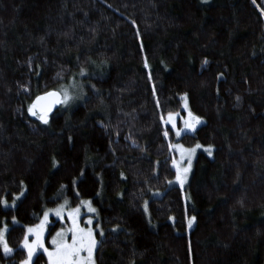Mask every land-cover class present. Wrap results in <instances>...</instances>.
Wrapping results in <instances>:
<instances>
[{
  "label": "trees",
  "instance_id": "1",
  "mask_svg": "<svg viewBox=\"0 0 264 264\" xmlns=\"http://www.w3.org/2000/svg\"><path fill=\"white\" fill-rule=\"evenodd\" d=\"M70 82L47 124L29 113ZM183 97L203 122L176 138ZM175 141L211 150L183 188ZM85 199L95 264H264V0H0V264Z\"/></svg>",
  "mask_w": 264,
  "mask_h": 264
},
{
  "label": "rangeland",
  "instance_id": "2",
  "mask_svg": "<svg viewBox=\"0 0 264 264\" xmlns=\"http://www.w3.org/2000/svg\"><path fill=\"white\" fill-rule=\"evenodd\" d=\"M67 90L68 95L70 97H72L75 93V86L73 82H70L69 84L62 86L60 88V93H62L63 91ZM63 98V97H62ZM71 100V99H70ZM63 105V104H62ZM186 105V107H185ZM190 112L189 108H188V103L185 97L182 98V104H181V111L178 112H171L172 114H178L175 115V124H176V128L173 129L172 128V124L168 123V118H169V114L166 115L165 117V122L171 126V128L174 131V135L175 132L177 130H183L185 128L184 125V121L189 119V115L188 113ZM194 116V115H193ZM38 117V115H37ZM196 117V116H195ZM201 123L203 122V120L200 118ZM201 123L196 124L194 129H189L187 131H182L181 135L184 133H191L193 132ZM180 135V136H181ZM179 136V137H180ZM176 138H179L175 135ZM175 145H182L184 150H189V149H193L195 148V152L191 154V165H190V169L187 172L185 178H184V183L183 185H181L179 182L176 181V174L174 176L173 179H171L169 181V186L170 185H175V186H179V187H184L186 186L191 170H192V165H193V161L194 158L197 154L198 151L202 150L205 152H209L206 151V149H209L207 147H199L197 148L196 146L199 145H195L192 147H186L184 146L181 142L179 141H175L171 144V150H172V161H171V165L174 168L175 172H176V166L178 165L180 167L181 170L185 169V168H189V164H188V153L187 151H185L184 153V158L183 160L181 159V151L177 150L174 146ZM173 161L176 162V164L174 165ZM82 202H90L89 200L85 199L82 200L81 203L76 206V207H71L69 206L67 200H63L61 202H59L58 204H56L55 206L52 207H47L43 213L40 215L38 221L33 224V225H29L26 227L25 229V235L20 243V246L25 250V257L24 259L21 261L20 264H33V261L35 259V257L37 256L38 253L43 252L45 254L46 260H47V264H51V261L49 259L48 256V252H52L54 250V245L52 244V240L54 237H56L57 233L59 232H64L65 236L64 239L68 242L71 243V232H69L68 230L71 229L73 227V221L70 217V213L72 215L75 216L76 218V223L79 225L80 228L82 229H91L92 230V234H93V238L96 241V245L95 248L93 249L92 252V260H93V264L94 263V254H95V249L98 243V239L96 238L95 235V231L98 228V223H96V219H97V215H96V209L90 204L88 203H82ZM89 207H91L92 209H94L95 211H89ZM79 208V213H75V209ZM59 210L60 211V215L57 216L56 215V211ZM45 212L48 213L47 219H45ZM88 221H91V223H88ZM43 222V226L42 229H37V226H40ZM34 229L40 232V240L43 244V247H34V251L31 255V257H29V253H28V249L26 247H24V240L25 237H27L28 243L29 244H33L34 241H36L37 239V235H36V231L34 232H29V229ZM51 230V233L49 235V237H47L48 232ZM45 249H47V251H45ZM4 252V251H3ZM5 253V252H4ZM9 254V253H7ZM81 257H87V252H83L81 253Z\"/></svg>",
  "mask_w": 264,
  "mask_h": 264
},
{
  "label": "snow or ice",
  "instance_id": "3",
  "mask_svg": "<svg viewBox=\"0 0 264 264\" xmlns=\"http://www.w3.org/2000/svg\"><path fill=\"white\" fill-rule=\"evenodd\" d=\"M253 3H255V0H253ZM207 63V61H205ZM61 96L63 97L61 99ZM72 97L68 95L67 90L63 91L62 93L58 92H46L43 96H37L36 100L29 106L28 111L30 114L37 116L41 120L42 123L47 124L49 121L47 119V113L51 110L52 105L54 104H65L67 103ZM239 99V98H237ZM42 101H45L46 103H41ZM186 107V105H185ZM39 109V112L37 111ZM175 115L178 114H169L168 123L172 124V128H176L175 124ZM189 119L184 121L185 128L183 130H177L175 132V135L179 137L182 133V131H187L189 129H194L196 124L201 123V120L199 117L193 116L191 112L188 113ZM163 119V117L161 118ZM165 136L168 135V131H165ZM177 150L181 151V159L184 158V153L187 151L189 159L188 164L189 168H185L183 170L180 169V167L176 166V181L179 182L181 185L184 183V178L187 174V172L190 169L191 165V154L195 152V148L184 150L182 145H175L174 146ZM197 148L201 147L200 145L196 146ZM206 151H209V155H211V150L206 149ZM55 163V162H54ZM174 165L176 164L175 161H173ZM6 204L4 201H0ZM82 203H88L90 202H82ZM145 210H147L145 205ZM75 213H79V208L74 210ZM89 211H95L91 207H89ZM45 219H47L48 213L45 212ZM56 215H60V211H56ZM72 221H73V227L69 229L68 231L71 232V243H68L65 239V233L59 232L57 233L56 237L53 238L52 244L55 246L54 250L52 252H48L49 259L51 261V264H93L92 260V252L95 248L96 241L93 238L92 230L91 229H82L79 227V225L76 223V218L71 213L69 214ZM195 220V217L192 218V220H189V227H191L192 222ZM88 223H91V221H88ZM43 222L40 226H37V229H42ZM4 230H0V246L3 247V251L5 254L10 253L12 251L11 248L8 247L6 240L4 239ZM29 232L36 231L37 239L33 242V244H29L27 237H25L24 240V247L28 249L29 257H31L34 247H43V244L40 240V232L34 229H29ZM47 251V249H45ZM87 252V257H81V253Z\"/></svg>",
  "mask_w": 264,
  "mask_h": 264
},
{
  "label": "water",
  "instance_id": "4",
  "mask_svg": "<svg viewBox=\"0 0 264 264\" xmlns=\"http://www.w3.org/2000/svg\"><path fill=\"white\" fill-rule=\"evenodd\" d=\"M55 92H58L56 90H53ZM53 91H50V92H53ZM59 93V92H58ZM45 94V93H44ZM44 94H40V95H37V96H43ZM36 96V97H37ZM36 97L33 99L32 103L36 100ZM61 99H62V96H61ZM41 103H46L45 101H42ZM60 106V104H54L52 105L51 107V110L47 113V116L50 115L55 109H57L58 107ZM37 111L39 112V109H37Z\"/></svg>",
  "mask_w": 264,
  "mask_h": 264
}]
</instances>
